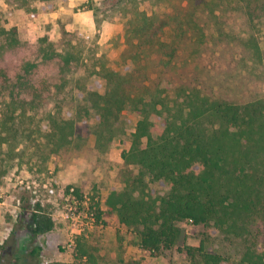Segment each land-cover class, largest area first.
<instances>
[{
    "label": "trees",
    "instance_id": "trees-1",
    "mask_svg": "<svg viewBox=\"0 0 264 264\" xmlns=\"http://www.w3.org/2000/svg\"><path fill=\"white\" fill-rule=\"evenodd\" d=\"M18 1L42 9L52 0ZM109 9L125 20L116 70L96 38L63 26L56 41L43 40L42 60L57 66L45 93L26 79L34 62L13 75L0 69V178L16 161L42 172L102 150L124 132L130 107L139 118L95 224L114 214L150 253L176 245L178 222L211 226L242 239L243 251L230 260L187 246L192 264H264V0H110ZM17 45L15 27L0 19V54ZM34 207L17 214L20 230L29 222V244L54 228ZM102 250L92 235L77 239L74 257L108 264ZM39 252L33 244L21 264Z\"/></svg>",
    "mask_w": 264,
    "mask_h": 264
},
{
    "label": "rangeland",
    "instance_id": "rangeland-1",
    "mask_svg": "<svg viewBox=\"0 0 264 264\" xmlns=\"http://www.w3.org/2000/svg\"><path fill=\"white\" fill-rule=\"evenodd\" d=\"M109 1L52 0L41 9L38 2L22 7L18 0H0V19L6 27H15L18 39L16 47L0 54V69L13 75L25 62H34L35 67L26 79L41 94L45 93V87L54 85L57 66L52 60H42L43 40L56 41L63 26L68 31L81 30L90 39L96 38L110 66L116 70V60L124 48L125 20L109 9ZM140 8L148 14L157 11L147 2ZM95 117L91 112L90 122ZM121 118L124 132L118 133L102 150L78 154L67 163L52 160L42 172L30 170L24 160L16 161L0 178V264H10L15 257L19 259L14 264H21L23 256L29 258L27 253L33 244L40 248L33 264H83L74 257L77 239L92 240V235L102 245V261L108 264H192L185 247H198L200 243L206 251L230 260L240 257L245 242L211 226L178 222L180 236L176 245L150 253L139 248L135 231L121 227L114 214L102 213L99 224H95V209H105L110 187L118 185L121 153L129 147L139 116L126 107ZM83 136L86 144L92 146L93 134L85 129ZM76 190L78 197L74 194ZM36 203L50 215L54 228L29 244V222L24 221L20 230L17 214L20 207L30 204V208H35Z\"/></svg>",
    "mask_w": 264,
    "mask_h": 264
}]
</instances>
